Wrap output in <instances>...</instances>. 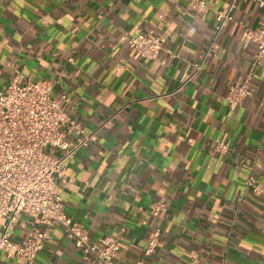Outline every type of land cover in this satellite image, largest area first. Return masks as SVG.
Listing matches in <instances>:
<instances>
[{
  "label": "crops",
  "instance_id": "obj_1",
  "mask_svg": "<svg viewBox=\"0 0 264 264\" xmlns=\"http://www.w3.org/2000/svg\"><path fill=\"white\" fill-rule=\"evenodd\" d=\"M193 1L0 0V92L18 78L51 83L87 134L116 116L56 182L92 240L121 239L116 264L144 258L156 230L147 264H264V196L245 186L250 173L264 184V58L250 36L264 8L239 0L218 36L232 0H198L201 14ZM149 31L171 54L147 63L128 38ZM239 81L254 96L233 107ZM29 232L23 218L14 240ZM50 234L35 264H89L62 229ZM0 264L20 263L0 254Z\"/></svg>",
  "mask_w": 264,
  "mask_h": 264
},
{
  "label": "built area",
  "instance_id": "obj_2",
  "mask_svg": "<svg viewBox=\"0 0 264 264\" xmlns=\"http://www.w3.org/2000/svg\"><path fill=\"white\" fill-rule=\"evenodd\" d=\"M239 0H232L227 12L218 14L217 35L230 20L231 12ZM255 1L264 8V2ZM192 9L204 13L207 6L195 0ZM257 46L256 61L264 58V16L261 26L250 33ZM128 43L145 61L159 60L166 49L168 38L149 31L129 37ZM165 65V61L161 62ZM201 70L202 65H197ZM53 86L48 82L18 78L0 92V219L5 220L0 235V254L20 264H35L51 230L60 228L69 241L82 253L89 264H116L120 240L112 236L92 240L88 230L74 223L66 213V203L57 191L56 182L66 178V169L77 153L88 147L97 133L112 125L116 116L104 122L96 132L87 134L80 123L69 115L68 97L53 96ZM254 96L247 81L230 87L226 97L233 107L241 106ZM52 148L58 156H50ZM230 143L220 142L217 150L229 151ZM246 190L256 197L264 196V184L253 173L247 177ZM167 211L163 203H156L152 213L162 217ZM26 218L30 232L22 241L14 240L13 229ZM161 231L156 230L148 242L145 257L158 247ZM145 257L136 264H147Z\"/></svg>",
  "mask_w": 264,
  "mask_h": 264
},
{
  "label": "rangeland",
  "instance_id": "obj_3",
  "mask_svg": "<svg viewBox=\"0 0 264 264\" xmlns=\"http://www.w3.org/2000/svg\"><path fill=\"white\" fill-rule=\"evenodd\" d=\"M47 154H49L50 156H53V149L52 148H48L46 150Z\"/></svg>",
  "mask_w": 264,
  "mask_h": 264
}]
</instances>
